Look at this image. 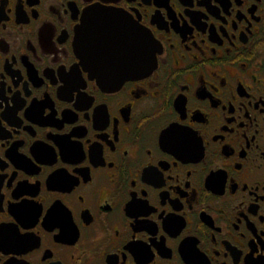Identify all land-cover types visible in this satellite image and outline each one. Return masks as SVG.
<instances>
[{
	"label": "flooded vegetation",
	"instance_id": "flooded-vegetation-1",
	"mask_svg": "<svg viewBox=\"0 0 264 264\" xmlns=\"http://www.w3.org/2000/svg\"><path fill=\"white\" fill-rule=\"evenodd\" d=\"M90 12L151 75L92 78ZM0 264H264V0H0Z\"/></svg>",
	"mask_w": 264,
	"mask_h": 264
},
{
	"label": "water",
	"instance_id": "water-1",
	"mask_svg": "<svg viewBox=\"0 0 264 264\" xmlns=\"http://www.w3.org/2000/svg\"><path fill=\"white\" fill-rule=\"evenodd\" d=\"M123 20L90 12L77 31L78 54L92 78L103 86L144 79L156 68L153 41Z\"/></svg>",
	"mask_w": 264,
	"mask_h": 264
}]
</instances>
